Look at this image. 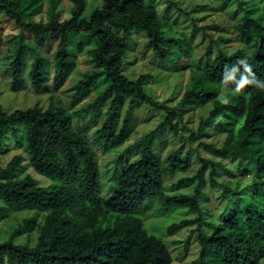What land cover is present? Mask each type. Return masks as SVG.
I'll return each mask as SVG.
<instances>
[{
	"label": "trees",
	"instance_id": "obj_1",
	"mask_svg": "<svg viewBox=\"0 0 264 264\" xmlns=\"http://www.w3.org/2000/svg\"><path fill=\"white\" fill-rule=\"evenodd\" d=\"M76 2L81 5L80 0ZM240 8L244 12L240 31L249 36L248 30L255 21L248 17L244 7ZM0 14L14 22L21 40L24 32L31 33L38 43L48 38H59L57 80L65 79L73 66L67 49L70 37L84 32L95 39L96 47L87 52L93 69L85 72L74 85L69 101L71 108L86 98L98 82L104 83L91 102L73 113L61 107L47 110L35 107L8 114L0 111V139L6 130L23 125L30 165L35 172L52 181L49 187H42L30 176L15 178L20 157H14L0 167V221L9 209L31 207L39 212H48L36 245L16 244L12 240L0 242V264H171V254L163 241L143 230L142 223L138 224V219L130 212L131 207L138 203L130 204L134 196L144 199L161 193L163 179L154 144L164 137L167 130H175V113L164 108L166 117L146 136L139 162L128 172H122L123 178L118 179L113 195L107 201L99 198L102 185L96 151L87 136L72 122L73 115L79 119L89 116L94 122L104 115L94 138L107 152L123 145L128 139L132 111L136 106L148 104L160 107L144 90L149 74H141L135 80L122 74L126 39L132 31L146 35L149 47L158 59L168 56L169 51L164 47L174 41L162 36L161 20L156 9L147 6L144 0H105L88 22L73 19L62 24H25L14 0H0ZM32 51L35 58L28 80L33 91L43 92L47 88L43 59L36 48ZM240 60L251 67L254 78L246 72L245 64L238 63ZM205 62L204 76L223 87L236 91L242 77L249 79L250 84L239 91L246 97H240L234 108L243 117L241 132L244 141L258 139L264 142V90L256 86L264 84V34L258 32L250 55L239 50L228 53L218 49L216 55L207 57ZM10 69L15 87L22 81L23 69L18 50L13 54ZM193 96L211 100L217 94L190 88L185 99ZM125 104L128 107L120 122ZM223 107L222 104L215 105L205 118L200 119L198 136L205 134L206 126L213 130H225L220 117L224 114ZM223 148L216 151L224 152ZM52 150L61 154L63 163L53 157ZM253 160L256 165L259 164V160ZM207 164L208 161L201 159L197 172L179 181V185L196 182L193 193L167 196L172 206H185L197 217L170 225L168 229L176 231L196 225L200 264H260L264 259V182L253 181L250 192L262 194V205L258 206L254 199L251 202L248 196L239 197V212H231L222 226L206 235L200 229L205 214L199 198L203 192L201 188ZM133 172L136 179L131 183L128 175ZM72 183L74 187L70 188ZM82 207L90 209L92 217L90 227L80 232L72 216ZM107 214H115L116 219L106 226L96 225L98 218Z\"/></svg>",
	"mask_w": 264,
	"mask_h": 264
},
{
	"label": "rangeland",
	"instance_id": "obj_2",
	"mask_svg": "<svg viewBox=\"0 0 264 264\" xmlns=\"http://www.w3.org/2000/svg\"><path fill=\"white\" fill-rule=\"evenodd\" d=\"M80 1L81 5L76 0H14V3L25 24H62L73 19L88 22L92 13L105 0ZM144 2L156 9L161 20L162 36L174 42L164 47L169 54L160 60L149 47L146 35L140 31H132L126 39L122 74L130 80H135L141 74H149L144 90L160 107L148 104L136 106L132 111L128 139L123 145L107 152L101 149L94 138V132L104 120V115L99 116L96 122L89 116L79 119L73 115L72 122L76 129L87 136L96 151L102 185L99 198L107 201L113 195L118 179L123 178L121 175L139 162L146 136L166 117L164 108L175 113V130H167L164 137L154 144L163 179L161 193L144 199L134 196L130 205H138L131 207L130 212L138 219V224L142 223L143 230L163 241L171 254V264H200L197 232L194 229L196 225L176 231L168 229L170 225L194 219L197 215L185 206H172L167 196L193 193L196 182L179 185V181L192 177L197 172L201 159H205L208 164L201 188L203 192L199 198L205 214L202 228L200 227L203 233L210 235L222 226L227 215L239 212L237 204L240 203L241 196H248L251 202L254 199L258 206L263 204L260 192H250L253 181L264 182V142L258 139L244 141L241 132L243 117L234 108L236 101L244 95L209 81L204 76L203 68L206 58H213L218 49L228 53L239 50L251 54L258 32L264 34V0ZM240 6L255 21V24L250 25L249 36L240 31L244 14ZM18 36L19 30L14 22L0 14L1 112L8 114L35 107L42 110L61 107L73 113L75 109L91 102L104 87V83L98 82L75 108L70 107L74 85L85 72L93 69L87 52L95 48L97 43L88 34L80 32L70 37L67 49L73 66L63 80H57L55 73L59 38H48L43 43H38L29 32H24L22 40ZM33 48H36L37 54L43 59L47 83V88L38 93L33 91L28 80L35 58ZM16 50L19 51L23 69L22 81L14 87L10 65ZM190 88L214 91L217 96L211 100L196 96L185 99ZM219 104L224 105V114L220 117L226 131L206 126L205 134L198 136L200 119L205 118ZM106 106L107 104L104 109ZM127 107L125 104L122 108L120 122ZM222 146L225 147L224 152L216 151ZM52 154L59 163H63L58 151L52 150ZM14 157L21 159L15 178L30 176L42 187L51 185V180L35 172L30 165L23 125L6 130L0 139V167H4ZM253 158L259 160V164L256 165ZM135 179L134 172L128 175L129 182L133 183ZM69 186L74 187L73 183ZM47 216L48 212H39L31 207L5 211L0 221V242L12 240L16 244L36 245ZM91 217L90 209H78L72 216L77 224V231H86L90 227ZM115 219V214L102 215L96 225L106 226ZM260 264H264V259Z\"/></svg>",
	"mask_w": 264,
	"mask_h": 264
},
{
	"label": "clouds",
	"instance_id": "obj_3",
	"mask_svg": "<svg viewBox=\"0 0 264 264\" xmlns=\"http://www.w3.org/2000/svg\"><path fill=\"white\" fill-rule=\"evenodd\" d=\"M238 63L240 64H245V70L246 72H248L250 75L253 76L254 78V74L252 73V69L251 67H248L246 62L244 60H240L238 61ZM250 84V81L247 77H242L241 78V81L236 85V92H239L240 90H242L246 85H249ZM257 87H259L260 89L264 90V84H257L256 85ZM225 103H227V101L225 100L224 101Z\"/></svg>",
	"mask_w": 264,
	"mask_h": 264
}]
</instances>
